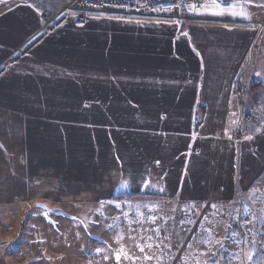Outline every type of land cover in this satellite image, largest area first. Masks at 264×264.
Instances as JSON below:
<instances>
[{"label": "crops", "instance_id": "0c3cea01", "mask_svg": "<svg viewBox=\"0 0 264 264\" xmlns=\"http://www.w3.org/2000/svg\"><path fill=\"white\" fill-rule=\"evenodd\" d=\"M67 2L0 0V203L29 219L42 179H73V141L97 140L95 185L109 158L113 185L130 184L110 203L145 204L147 227L160 219L193 264H264V119L237 141L234 93L250 80L264 102V1L63 13ZM233 3L258 10L225 16Z\"/></svg>", "mask_w": 264, "mask_h": 264}, {"label": "rangeland", "instance_id": "374dc122", "mask_svg": "<svg viewBox=\"0 0 264 264\" xmlns=\"http://www.w3.org/2000/svg\"><path fill=\"white\" fill-rule=\"evenodd\" d=\"M257 8L233 3L225 7L224 15L256 12ZM73 142L78 148L74 150L73 179L69 181L63 176L68 173L59 172L51 181L42 179L41 204L29 219L20 218L26 212L18 211L16 205L8 208L0 203V264H193L192 246L182 249V244H168L160 219L153 221L154 227H147L145 204L110 203L128 200L131 195L126 192L129 189L116 190L113 185L111 158L100 167L105 181L95 185L100 141H86L88 148L83 150L82 141ZM87 161L92 170L87 173L88 184L80 181L81 165ZM102 199L103 206L95 204ZM115 204L121 207L115 208ZM8 209L12 212H6Z\"/></svg>", "mask_w": 264, "mask_h": 264}, {"label": "built area", "instance_id": "2783aa9c", "mask_svg": "<svg viewBox=\"0 0 264 264\" xmlns=\"http://www.w3.org/2000/svg\"><path fill=\"white\" fill-rule=\"evenodd\" d=\"M189 5H197L200 8L199 0H186ZM123 3L125 7H118L116 5ZM159 8L158 0H68L67 5L63 11L74 12L79 8H88L91 10H124V11H140L146 9L148 12H158L153 10ZM63 13L45 14L43 19L46 27L56 24ZM86 15H81L78 18V23H83ZM252 83L250 80H241L235 89V96L238 100L241 121L235 130V139L243 141L249 136L252 128L257 126L264 119V102L257 100L251 93Z\"/></svg>", "mask_w": 264, "mask_h": 264}, {"label": "snow or ice", "instance_id": "6c2138e0", "mask_svg": "<svg viewBox=\"0 0 264 264\" xmlns=\"http://www.w3.org/2000/svg\"><path fill=\"white\" fill-rule=\"evenodd\" d=\"M218 2H219V0H217V3H218ZM154 3H155V0H153V5H154ZM116 6H118V7H125V5H124L123 3H120V4L116 5ZM191 7H192L193 10H195L196 5H192ZM153 10H155V11H160L159 8H155L154 6H153ZM211 14H213V15H219V14H221V13L213 12V13H211ZM232 15L235 16L236 13H232ZM109 18L111 19V17H109ZM177 23H178V21H177ZM80 26L82 27L83 25H80ZM185 35H187V33H185ZM251 138H252V137H250V136H249V137H246V139H251ZM230 139H231V137H230ZM156 163H157V165H159V161H157ZM129 187H130L129 182L124 181V182H122V183L119 185V187H118L116 190H124V189H127V188H129ZM139 187L142 188L143 190H147V189H149L150 187H151V188H154L155 186L152 185L150 181L145 180V181H143L142 185H140ZM156 190H158V191H160V192H163V191H164V189H156ZM100 204H101V206H103V205L105 204V201H103V200L100 201ZM114 207H115V208H120L121 206H120L119 204H115ZM46 214H47V213H46ZM125 215H127V214H125ZM138 215H139V213H138ZM73 219H75V218H73ZM153 219H154V218H153ZM157 231H158V229H157ZM221 247H223V245H221ZM140 250L143 251V248H141ZM99 251H100V250L97 249V253H99ZM213 256L215 257L216 254L213 253ZM105 259H107V258H105ZM116 259H117V261H119V260H120V256L117 255ZM146 259H150V257H146ZM248 259L251 260L252 257L249 256ZM206 264H207V262H206ZM211 264H218V258L213 259V260L211 261Z\"/></svg>", "mask_w": 264, "mask_h": 264}, {"label": "trees", "instance_id": "16d2710c", "mask_svg": "<svg viewBox=\"0 0 264 264\" xmlns=\"http://www.w3.org/2000/svg\"><path fill=\"white\" fill-rule=\"evenodd\" d=\"M159 1H161V0H158V3H159ZM165 1V0H164ZM174 0H166V2H173ZM257 88V86H255V85H252V88H251V93L254 95L255 94V89ZM255 97V96H254ZM256 98V97H255ZM124 200H126V199H124V198H119V199H117V201H124ZM128 200H130V199H128Z\"/></svg>", "mask_w": 264, "mask_h": 264}, {"label": "water", "instance_id": "95a60500", "mask_svg": "<svg viewBox=\"0 0 264 264\" xmlns=\"http://www.w3.org/2000/svg\"><path fill=\"white\" fill-rule=\"evenodd\" d=\"M219 1H223V0H219Z\"/></svg>", "mask_w": 264, "mask_h": 264}]
</instances>
